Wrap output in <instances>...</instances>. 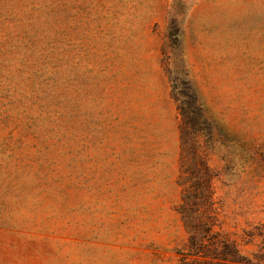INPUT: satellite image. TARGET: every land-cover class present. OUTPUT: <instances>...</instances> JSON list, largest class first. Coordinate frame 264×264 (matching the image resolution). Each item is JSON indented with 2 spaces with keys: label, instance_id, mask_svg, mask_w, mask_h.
Wrapping results in <instances>:
<instances>
[{
  "label": "rangeland",
  "instance_id": "obj_1",
  "mask_svg": "<svg viewBox=\"0 0 264 264\" xmlns=\"http://www.w3.org/2000/svg\"><path fill=\"white\" fill-rule=\"evenodd\" d=\"M208 182L264 253V0H0V264H182Z\"/></svg>",
  "mask_w": 264,
  "mask_h": 264
},
{
  "label": "trees",
  "instance_id": "obj_2",
  "mask_svg": "<svg viewBox=\"0 0 264 264\" xmlns=\"http://www.w3.org/2000/svg\"><path fill=\"white\" fill-rule=\"evenodd\" d=\"M185 84H187L188 94L192 99L193 105L198 109L196 97L190 90L189 83L185 81ZM202 170L198 174L201 172L204 175L207 174L209 171L207 164H203ZM183 174H185V177L188 176V178L196 176V173L190 171L188 167L183 168ZM207 188H209V182L206 183V188H202L200 185H186L183 189V200L179 207V212L188 229L189 240L188 251L183 257L182 264L206 262L211 264H229V261L230 264H264V253L257 254L254 257L255 259H252L243 255L235 244L231 246L229 251L227 241L219 238V233L213 230L212 215L206 209L209 202ZM229 255L230 259L228 258ZM187 256L192 257V259L188 260ZM213 259L216 261L213 262Z\"/></svg>",
  "mask_w": 264,
  "mask_h": 264
},
{
  "label": "crops",
  "instance_id": "obj_3",
  "mask_svg": "<svg viewBox=\"0 0 264 264\" xmlns=\"http://www.w3.org/2000/svg\"><path fill=\"white\" fill-rule=\"evenodd\" d=\"M171 135H173L172 133H171ZM174 139V138H173Z\"/></svg>",
  "mask_w": 264,
  "mask_h": 264
}]
</instances>
